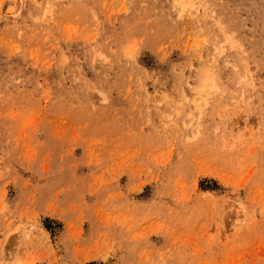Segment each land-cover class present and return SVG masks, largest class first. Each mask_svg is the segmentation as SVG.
Wrapping results in <instances>:
<instances>
[{
	"label": "rangeland",
	"instance_id": "374dc122",
	"mask_svg": "<svg viewBox=\"0 0 264 264\" xmlns=\"http://www.w3.org/2000/svg\"><path fill=\"white\" fill-rule=\"evenodd\" d=\"M0 264H264V0H0Z\"/></svg>",
	"mask_w": 264,
	"mask_h": 264
}]
</instances>
